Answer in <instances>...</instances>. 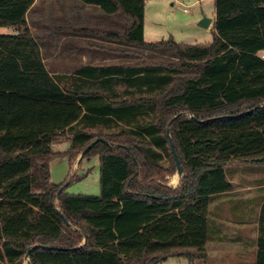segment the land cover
Masks as SVG:
<instances>
[{
  "label": "trees",
  "instance_id": "16d2710c",
  "mask_svg": "<svg viewBox=\"0 0 264 264\" xmlns=\"http://www.w3.org/2000/svg\"><path fill=\"white\" fill-rule=\"evenodd\" d=\"M79 1L131 19L124 33H92L173 50L175 60L53 76L27 22L35 0H0V28L14 30L0 34V264H24L35 246L28 264H163L173 255L204 262L218 238L214 203L234 190L228 167L264 169V0H215L210 44L147 43V0ZM3 92L78 104L84 113L65 135L11 155L6 148L36 123L5 120ZM97 139L105 142L82 161L99 156L100 195L65 194L66 182L51 181V162L65 157L74 167ZM170 139L183 170L176 189L165 180L178 171ZM257 248L254 264H264V203Z\"/></svg>",
  "mask_w": 264,
  "mask_h": 264
},
{
  "label": "crops",
  "instance_id": "0c3cea01",
  "mask_svg": "<svg viewBox=\"0 0 264 264\" xmlns=\"http://www.w3.org/2000/svg\"><path fill=\"white\" fill-rule=\"evenodd\" d=\"M41 2H43L42 20L39 14L36 16L32 14ZM126 17L122 13L108 15L100 7L88 5L79 0H35L27 14V22L41 49L48 72L53 76H70L87 65H124L126 63L123 61L130 60L128 58L131 56L130 52L133 47L107 41L92 33L93 31L124 33L131 25V19ZM6 30V33H14L13 29ZM100 61L105 64H97ZM117 61L119 63H115ZM48 63L54 67L49 69ZM33 101L37 100L16 96L13 93H2L1 110L5 120L11 121L20 117L29 123H36L33 129L23 128L19 134L24 138V141L9 146L6 151H13L14 148H27L28 144H32L36 140L39 142L42 137L61 134L75 124L84 113L78 104H53L65 107L66 111H68L67 107H69V111L71 109L79 111L72 124L68 125L65 122L61 128L51 116L43 115L44 117L37 118L32 115L31 105L38 103L33 104ZM236 171L233 170L231 173L227 169L229 178L234 185ZM247 173L261 174L264 173V169H252ZM253 184V187L248 188L249 192L245 197L242 196L240 190L235 189V186L232 193L220 196L214 203L212 220L218 235L215 242L232 243V245H240L246 252L253 251L254 261L250 264L255 263L258 250L259 220L261 207L264 203V177L254 180ZM245 229L252 230L255 236L253 233L251 237H244L241 233ZM229 230H235L236 234L230 235Z\"/></svg>",
  "mask_w": 264,
  "mask_h": 264
},
{
  "label": "rangeland",
  "instance_id": "374dc122",
  "mask_svg": "<svg viewBox=\"0 0 264 264\" xmlns=\"http://www.w3.org/2000/svg\"><path fill=\"white\" fill-rule=\"evenodd\" d=\"M32 14H35V16L39 14L42 20L43 2L36 7ZM204 17L215 20V0H147L145 7V41L147 43H157L174 39L178 44H210L214 39V22L209 28L198 26V23ZM126 18L130 19L128 17ZM6 32V29L0 28V33L9 34ZM130 54L131 56L128 58L130 60L123 61L126 64L138 63L147 59L151 61L175 60L173 50L133 47ZM261 55L263 56L264 54L262 53ZM115 63L119 62L117 61ZM97 64H105V62L100 61ZM53 67L54 65L48 63L49 69ZM16 96L21 95L16 94ZM34 103L36 105H31L32 107L30 109L33 113L32 115L37 118H42L44 117L43 115H47V117L51 116L61 128H63L65 122L68 125L72 124L79 112L78 109H71L69 111V107H67L68 111H66L65 107L63 109L61 106L53 105L58 104L56 102L37 100L33 101ZM61 134L65 135L66 131ZM39 148V142L36 140L32 144H28L27 148H14L13 151L7 152L8 154L16 155L27 151H36ZM67 148L68 143H64L56 146L55 151L64 152ZM100 165L98 155L85 158L79 168V164L77 163L72 167L65 157L57 158L51 162V181L55 185L66 182L65 194L98 196L101 193ZM256 166L250 162L239 161L228 167V171L231 173L233 170H237L236 176L234 177V186L235 189L240 190L243 197L247 196L249 192L248 188L253 187L254 180L264 177V173L255 175L247 173L249 170H252L250 168L257 170L254 169L257 168ZM182 176H179L178 172L166 176L165 180L167 185L174 189L178 188L181 184ZM229 232L230 235L236 234L235 230H229ZM253 233L252 230L245 229L241 234L244 237H251ZM207 256L206 261L197 264H250L254 261L253 251L249 250L246 252L240 245H232V243H210L207 247ZM24 264H28V260ZM163 264L191 263L184 256L173 255L168 257Z\"/></svg>",
  "mask_w": 264,
  "mask_h": 264
},
{
  "label": "water",
  "instance_id": "95a60500",
  "mask_svg": "<svg viewBox=\"0 0 264 264\" xmlns=\"http://www.w3.org/2000/svg\"><path fill=\"white\" fill-rule=\"evenodd\" d=\"M212 22H213V20L212 19H209V18H206V17H204L199 23H198V26H200V27H203V28H209L210 26H211V24H212ZM192 119H194L195 120V117H192ZM99 142H105L104 140H102V139H97V140H95L94 142H92L85 150H84V152L82 153V155H81V157H80V159H79V161L77 162V164H79L80 162H81V160H82V158L97 144V143H99ZM170 144H171V148H172V151H173V153H174V156H175V160H176V165H177V172H178V175L179 176H182L183 175V170H182V167H181V165H180V161H179V158H178V156L176 155V152H175V147H174V144H173V142L171 141V139H170ZM62 191V189L60 190V192ZM65 223L67 224V225H69V223H68V221L65 219ZM41 246H35V247H33V248H31V249H28V251H27V255H26V260H29V255H30V253H31V251H33L34 249H37V248H40Z\"/></svg>",
  "mask_w": 264,
  "mask_h": 264
},
{
  "label": "built area",
  "instance_id": "2783aa9c",
  "mask_svg": "<svg viewBox=\"0 0 264 264\" xmlns=\"http://www.w3.org/2000/svg\"><path fill=\"white\" fill-rule=\"evenodd\" d=\"M186 11H187V9H186Z\"/></svg>",
  "mask_w": 264,
  "mask_h": 264
}]
</instances>
